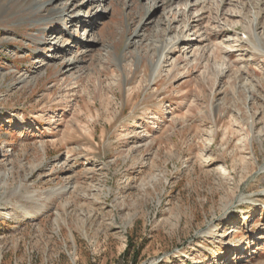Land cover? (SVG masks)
Listing matches in <instances>:
<instances>
[{"label":"rangeland","instance_id":"rangeland-1","mask_svg":"<svg viewBox=\"0 0 264 264\" xmlns=\"http://www.w3.org/2000/svg\"><path fill=\"white\" fill-rule=\"evenodd\" d=\"M87 2L0 0V264H264V0Z\"/></svg>","mask_w":264,"mask_h":264},{"label":"bare ground","instance_id":"bare-ground-1","mask_svg":"<svg viewBox=\"0 0 264 264\" xmlns=\"http://www.w3.org/2000/svg\"><path fill=\"white\" fill-rule=\"evenodd\" d=\"M54 0H31V2L33 3H35V5L36 6H38L39 8H44V6L46 5V4H51L52 2H53ZM88 2H87V5L88 6H92L96 1H98V0H87ZM100 1V0H99ZM153 1V3L149 6V8H148V15L150 14V11L152 10V9H157V8H159L161 5H159V3L158 2H156L155 0H152ZM176 1H178V0H168L167 2H164L163 4H162V8L165 10L168 6L170 7V6H172ZM191 0H186V3L187 4H185V5H188L189 3L188 2H190ZM162 2V1H161ZM185 2V1H184ZM74 5V4H73ZM166 5V6H165ZM72 6V5H71ZM71 6H64V7H52L51 9H49V16L48 17H46L45 18V20L47 21V20H50V21H52L53 23H54V21L56 20V19H59V20H63V22H64V26H66V29L67 30H65V32H67V33H69V27H68V25H67V19L69 18L70 20H71V22L72 23H74L73 25H75V23L76 22H78V20H82V18H84V19H86V18H88V16H87V13H88V11L90 10V9H87V11H83V12H85V14L84 15H82V13H78L76 10H71L70 8H72ZM75 6V5H74ZM85 10V9H84ZM99 15V14H98ZM150 16V15H149ZM151 18V17H150ZM149 18V19H150ZM148 20V19H147ZM90 21H92V17H89V23H90ZM85 22V21H84ZM87 22V23H88ZM166 22H167V20H166ZM51 24V23H50ZM159 25V23L157 22V26ZM188 27H190V24H186L182 29L184 30V29H186V28H188ZM50 30V32H52V28H49ZM169 29H172V22H170V21H168L167 23H166V30L168 31ZM48 31V32H49ZM135 34V37H139L140 36V34H139V31L138 30H136L135 32H134ZM70 35V34H69ZM179 40L180 39H175V40H170L169 42H166V43H164L163 42V44L162 45H160L161 46V49L163 50V57H167L168 55H169V53H172V52H174L175 50H176V48L177 47H179ZM187 42H191V41H187ZM62 44V43H61ZM56 45L57 46H59L58 47V49L60 50V49H62V46H63V44L62 45H58L57 43H56ZM88 47V46H87ZM57 49V48H56ZM166 55V56H165ZM163 57H161V59L159 60V63L161 62V60H162V58ZM77 63V59L76 58H74L73 60H69L68 61V66L69 67H71V66H74L75 64ZM159 65V64H158ZM157 65V66H158ZM40 114H41V116H45V111H42V112H39ZM7 115H10V113H8ZM64 191V189H58V190H56L55 192H56V194H60V193H62ZM23 201H24V203H22V205L19 207L20 208V212H21V214H23V216H29V217H34V216H36V214H38V213H40L42 210H43V208H44V203H36V204H34V205H32V206H24L25 204L27 205L28 203H33L32 202V198H27L26 196H23ZM234 231H236V230H232V232H234Z\"/></svg>","mask_w":264,"mask_h":264},{"label":"trees","instance_id":"trees-1","mask_svg":"<svg viewBox=\"0 0 264 264\" xmlns=\"http://www.w3.org/2000/svg\"><path fill=\"white\" fill-rule=\"evenodd\" d=\"M135 262V261H134Z\"/></svg>","mask_w":264,"mask_h":264}]
</instances>
